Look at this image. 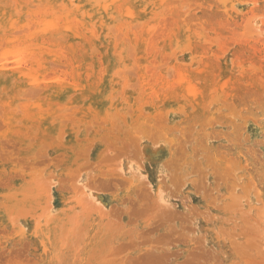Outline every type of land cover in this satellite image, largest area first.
Listing matches in <instances>:
<instances>
[{"label": "rangeland", "instance_id": "obj_1", "mask_svg": "<svg viewBox=\"0 0 264 264\" xmlns=\"http://www.w3.org/2000/svg\"><path fill=\"white\" fill-rule=\"evenodd\" d=\"M229 4V8L218 6L210 11V25L216 33L214 38H208L203 43L197 41L194 46L192 44L184 46L181 45L183 42L175 44L171 39L170 41L158 38L152 42L154 44L151 43L150 47L152 45L154 47L147 50L150 52L143 55L146 64L150 66V70L152 69V75L149 70L145 73L146 80L161 88L164 83L166 85V82H171L172 87L174 83L177 84L175 80L178 79L179 73L175 67L184 64L185 61V63L193 61L196 71L191 73L193 76L190 74L191 78L197 77L206 62L227 61L243 67L240 75L247 76L242 78L238 89H232L229 94L212 93L214 96L211 97V94L207 95L206 92L202 94V90L198 94L199 99L201 100L203 95L206 97L205 102L200 103L199 106L192 107V105L190 109L176 108L169 116L165 109L163 111V104H159L161 102L159 97L156 100L153 98L154 104L150 100L142 101V105L138 103L140 100L133 103L134 105L119 101L111 105V111L104 109L105 106L100 103L92 101V93L103 90L122 95V100H125L124 96L135 94L139 95V98L150 95H148V87L143 83L142 70L139 67L141 61L134 47L132 48L135 52L129 51V60L131 59L134 65L138 66L135 69L122 68L121 70L125 71V73L121 71L123 76L120 74L118 77L108 79H82L69 77L70 75L62 72L61 78L54 74L46 78H50L48 81L55 83L57 87L69 90L74 96L79 95L77 100L63 99L64 102L63 100L60 103L58 100L54 102L51 101L52 97L48 99L50 96L42 92H37L34 96L26 93L27 97L23 92L24 98L15 100L14 91L7 83L0 86V264H103L100 257L103 221L98 223V218L91 216L96 212L90 208L92 198L95 195L107 198L111 206L114 204L113 208L116 206L114 209H120L119 214H121L123 210L121 201L125 200L123 204L126 205L131 197L129 198L127 194L128 190L125 191L122 188L120 191L117 186L112 188V191L105 189L106 191L95 193L93 189L97 186L93 185L92 173L95 171L96 161L104 155H110L109 159L105 157L104 164L113 163L110 168H116V172H121L123 161L130 158L131 152L127 151L129 145L121 151L119 149L116 151V148H114L115 151L111 150L110 146L116 147L113 145L116 142L119 145L123 135L126 137L130 129L137 124L136 121L141 120L143 122L141 125L145 123L150 130V125L146 122L158 121L150 117L157 110L166 114L163 113L161 118L165 116L167 118L161 119L162 122L159 121L164 127L156 122L159 124H157L158 129L165 130L162 129V132L157 134L159 138L156 137L154 130L148 131L147 128L144 130L146 134L142 133L137 140L136 137L140 133L136 137L132 135L130 140L133 137L135 139L133 138L130 144L137 142L138 145L135 148L147 146L144 151L138 150L137 156H139L132 159L138 160L139 164L145 162L144 157L153 160L150 170L158 177L165 172L168 173L167 176L172 173L175 166L172 160L176 158L178 160L180 156L184 158L186 154H192L197 157L195 160L201 159L206 168L194 174L197 177L194 180H197L196 182L204 180L202 183V185L205 184L204 189L201 185L203 190L199 188V183L191 181L192 184L183 189V195L188 194L189 199L187 201L184 198L177 199L186 201L189 205L194 203L195 206L200 200L203 206L206 205L213 210L212 214L218 213L217 217L221 215L223 217L211 222L212 217L209 214L204 216L201 219L202 225L194 223L195 228L192 225L196 231L192 230L189 239L191 242L187 240L189 243H179L181 246H187V244L190 248L192 246V250L198 256L191 264H264V35L261 33L259 35L257 32L260 31L251 28L257 27L256 24L250 27L249 23L244 22L241 11L243 7L240 9L234 0H231ZM243 5L246 7L245 4ZM121 59L120 62L126 60ZM155 66V69L152 68ZM133 69L135 71H132ZM116 72L119 74L118 71ZM191 78L190 80L195 79ZM134 82L139 84L135 85ZM242 83L244 87L241 88ZM176 84L173 88L175 91L180 85ZM122 85L127 86L122 88ZM168 88H171V84ZM165 89L167 92L166 87L163 88ZM208 96L210 99L207 98ZM137 103L141 107L138 105L134 107ZM246 105L249 109L245 108ZM140 110L145 111V114L140 113ZM37 111L41 112L39 115L41 117L38 119L35 117L36 119L33 120L27 115L30 112H36L34 113L36 116L39 113ZM158 116L157 118H160ZM101 117L104 120H101ZM140 117L144 119L139 120ZM111 126L116 129L114 130ZM125 128L126 130L129 128L128 132ZM176 128L183 129L179 131ZM184 128L189 132H185ZM114 135H117V139ZM177 135H180L182 139L180 142L182 145L185 144L184 147L178 145ZM107 137L111 139L110 143H113L109 149ZM173 138H177V141ZM170 139L172 142L169 141ZM236 160L240 169L235 177L229 174L227 179L221 175L223 166H230L236 163ZM117 176L121 177V175ZM249 180V185L244 184L249 183ZM168 181H172V177ZM158 182L162 181L158 178ZM210 185L211 188L213 185V190L209 188ZM189 187L190 191L187 190ZM233 192H239L238 197ZM241 193L245 199L243 197L240 201H243L241 203L245 207H234L240 202L238 199L242 196ZM230 196L238 198L236 199L238 202H235L236 205L231 206L232 208L224 205L229 200L228 205L231 204ZM246 199H249V205L252 204L250 208L247 206L248 203H244ZM101 217L100 215L99 218ZM136 217L134 216V220L137 222L133 220L134 223H128L127 226L122 223H120L122 226L120 224L111 226L110 229L117 235L113 240L108 241L111 243L107 242L109 247L112 243L115 245L118 243L116 241L118 235L123 236L124 243L142 242L135 249L136 251L151 246V241L144 237L146 233L142 234V230L149 229L150 226L145 225L144 217L143 220L135 219ZM219 219L220 222L225 219L222 221L224 223H218ZM203 224L208 227L205 228ZM152 235L153 233L149 237ZM128 236H134V238ZM155 248L158 252H166L164 249ZM177 248L171 245L168 250H177ZM177 253L175 256L177 260L189 258L188 255L184 256L181 250Z\"/></svg>", "mask_w": 264, "mask_h": 264}, {"label": "bare ground", "instance_id": "obj_2", "mask_svg": "<svg viewBox=\"0 0 264 264\" xmlns=\"http://www.w3.org/2000/svg\"><path fill=\"white\" fill-rule=\"evenodd\" d=\"M234 1L238 7L240 6V9L243 7L241 11L244 22L249 23V26L256 24L257 27H250L253 30L256 29L255 31H260L257 32L259 35L260 33L261 35H264V0ZM230 2L231 0H0V62L2 61V64H0V86L7 83L14 91L15 100L24 98L22 95L23 92H25V94H32L31 96H34L37 92H42L44 95L50 96L48 99L56 97L55 99L51 98V101L56 102L58 100L59 103L63 99L77 100L79 99V95L74 96V94H72L69 90H66L63 87H57L55 83L48 81L50 78H46L52 74L61 78L60 73L62 72L66 75H70L69 77L82 79H108L118 77L120 74L123 76L125 71H122V68L129 69L133 67L135 69L138 66H135L131 59L129 60V51L130 53L131 51L135 52L134 49H136L137 54H139V60L141 61L139 67L142 70L141 76L144 80L143 83L148 87L147 91L148 95H150L145 98L142 96L139 98V95L136 94L134 96L131 95L127 97L123 95L125 100H122V95L110 90H103L93 92L91 95L92 101L100 103L105 106L104 109L111 111V105L119 101H122L121 103L125 101L133 104L140 100L138 103L142 105V101L150 100L154 104L153 98L156 100V98L159 97L161 101L159 104H163V111L165 109L166 114L168 113L169 116L176 108L190 109L192 105V107H194V105L199 106L200 103L202 104L205 102L206 96H202L203 92L204 94L207 93V95L211 94V97L213 94L217 95V93L221 92L229 94L232 89L240 87V81L242 78L247 76L244 75V77H242L243 75H240L243 67L236 63L231 64L227 61L216 63L206 62L205 65L201 67V71L197 74V77L194 76L193 78L195 79L190 80L191 76H193L192 72L196 70L193 67L194 64L192 60L191 62L189 61L190 63H185V61L184 64L176 66L178 68L175 67V69L178 70L177 73H179V77L177 79L179 81L175 80L177 84L174 83V86L175 84L177 86L180 84L178 90L176 88V91L173 89L174 86L172 87L171 82H169L171 84V88L169 89L168 87H170V84L166 82V85L164 83L162 86L163 88H167L166 92V89L163 90L160 86L156 87L146 80V77L144 76L145 73L149 70L152 75V69L150 70V66L146 64L143 55L146 52H150L147 50L154 47L153 45L150 47V45L158 38L168 40L171 39L172 43L175 44L183 42L181 45L184 46H187V44H192L194 46L197 41L203 43L204 40L208 38H214L216 33L210 25V11L215 7L218 8V6L229 8ZM243 4H245L246 7H244ZM216 37L218 36L216 35ZM132 47H134V49ZM121 58H125V62H120L122 61ZM152 68L155 69L156 66ZM134 69L132 71H135ZM116 71H118L119 74ZM121 71L123 73H121ZM133 84L138 85L139 83L134 82ZM133 84H131V86H134ZM123 86L125 87L127 85H122V88ZM242 87H244V85L241 86V88ZM159 89H161L162 92ZM200 91H202L201 98L204 100H200V97H198V94L201 93ZM28 94L25 96L27 97ZM210 97L208 96L207 98L210 99ZM138 103L135 104L134 107H141ZM25 106L26 105H24V107ZM18 108H20L19 104ZM245 108L249 109L247 105ZM66 109L68 110L69 108ZM37 112L39 113H37L38 115L36 116V112H30L29 114L24 113L35 120L36 118L38 119L41 117L39 116L41 112ZM141 112L143 111L140 110V113ZM144 112L143 114H145ZM122 113L123 112H121V114ZM163 113L164 112L161 110H157L150 116L158 120H153V122L150 123L146 122V124L150 125V130L147 128V125V127L145 126V123L143 126L141 125L143 122H141L140 119H142V117H140V122L136 121L137 124L130 129V132H128L129 128L127 130L125 128L129 134L126 137L123 135L121 139L122 141L119 145L116 144L117 142L115 144L110 143L111 139L108 137L106 138L107 140L109 139V144H107V146L108 149L111 147V150L116 148V151L118 149L121 151L129 145L127 151L129 153L131 152L130 158L123 161L121 172H116V168H110L113 163L106 162L107 164H104L105 157H108L109 159L110 155H104L101 159L97 156L99 160L96 161L97 165L94 168V173H92V178L94 180L93 185L97 186L93 189L95 193L105 189L111 190L117 186L120 191L122 188L125 191L128 190L127 194L129 198L131 197L130 201L126 205H124L125 200L121 201V205H123L121 207V209H123L121 214H119L120 209H114L116 206L113 208L114 204L111 206L107 198L101 195L99 197L95 195V197L92 198L93 200L91 201L92 205L90 208H93V212H96H92L93 215L91 216H94V218L97 217L99 221L98 223L103 221V227L101 230L102 235L100 236V252L102 253L100 257L104 262L103 264H191L198 256L195 255L192 250V246L191 248L188 244L187 246H181L179 243L188 242L187 240L191 238L192 230H195L194 228L196 227H194L193 224L199 223L202 225L201 219L204 216L209 214L212 217L211 222L218 220V218L222 216L217 217L216 215H218V213L216 215L212 214L211 212L213 210H210L209 207L207 208L206 205L203 206L200 200L196 206L194 203H192L194 206L192 204L189 205V203L186 202L189 199V197H187L189 195L187 193V195L184 194L186 198L183 195V189L191 185V181L194 182V179L197 178L194 174H197L199 173V170L202 171L206 168V165L201 159L198 161L195 160L197 157L192 154L183 155L184 158L180 156L178 160L176 158L177 161L171 159L172 162L174 161L173 164H175L173 172L168 176L167 172L163 173V175L159 174L160 177L150 170V165L153 160L148 157H144L143 159H145V162H143V164H139L138 160L136 161L135 159L134 161V159H132L133 157L136 158L139 156H137V154H139L138 150L140 151L141 149L144 151L147 146H138L140 149L135 148L138 144L136 142V144L131 143V145L130 142H132L131 140H133L134 137L131 140L130 137H132V135H135L136 137L140 133V135L136 137L137 140L142 133L144 135L146 134V132H144L146 128L148 131L154 130L153 132H156V134L154 133L155 135L162 132V129L164 128H160V130L157 126L159 124L162 125L160 123L162 122L161 119L167 118L166 116L161 118ZM157 115H159L158 117L160 118H157ZM101 120L104 119L101 117ZM164 121L165 120H163V122ZM156 122H159V124L157 123V125ZM114 124L115 123H113V125ZM162 126L164 127V125ZM90 127L92 126L90 125ZM114 127L112 128L115 130L116 128ZM182 129L180 130L178 128L177 130L182 131ZM200 129L201 128H199V130ZM157 130L160 131L157 132ZM186 131L187 130H185V132ZM117 135L119 136V134ZM117 135H114V137ZM180 135H177L179 139L176 138L179 141L173 138L178 142L179 146L182 145V142H180V140L182 141V139H180ZM183 135H186V133ZM119 137L118 139L120 140L121 137ZM156 137H158V135ZM107 140L104 139V141H106L105 143H107ZM169 141H171V139ZM185 143L187 144V142ZM112 144L116 145V147L114 146L112 148V146H110ZM130 146H132L131 149ZM128 152L127 154L129 155ZM119 154H121V152ZM127 154L125 153V155ZM140 154L142 153L140 152ZM119 157H121V155ZM171 160L170 163H172ZM180 160L182 161L180 162ZM236 164L237 160L236 163L231 164L230 166H223L221 171L222 174L220 171L219 173L227 179L230 176L229 174H232L233 177H235L239 171L238 169H240V166ZM245 164L247 163L245 162ZM117 175H121V177H118ZM250 176L252 177L251 174ZM171 177L172 181H168ZM158 178L162 181L161 183L158 182ZM251 180L253 179L251 178ZM248 182L249 183H243L249 185L250 180ZM197 183H199L198 186L200 189H204L205 184L202 185L204 180L203 182L198 181L196 184ZM87 184L89 185V183ZM200 185L203 187L201 188ZM213 185L212 188L211 185L209 187L212 190L214 189ZM231 186L233 187V185ZM250 186L252 187V185ZM190 187L187 188V190L190 191ZM206 189H208V187ZM238 193L234 194L238 197ZM241 194L242 196L239 197L240 199L230 196V199H232L231 204L229 203L230 205H228L230 200L227 202V199L225 201L227 203L224 205L228 208H232L231 206L236 205L235 202L240 201L244 197L243 193ZM90 197H92V195ZM228 197L229 196H227V198ZM177 198H184L186 201L184 200L185 202H182ZM236 199H238V201H236ZM243 199H245V197ZM246 200H244V203H248L247 206L250 208L252 204L249 205V199ZM241 202L243 203V201H240L238 204ZM242 203L240 204L242 207L238 204L234 207L244 208L245 206H243ZM119 207H117V209ZM216 208L219 207L216 206ZM100 215L102 216L101 218H99ZM134 216H137L135 219L140 218L141 220H143L144 217L145 222H142L146 223L145 225L150 226L148 227L149 229L142 230L143 233L141 231L140 232L142 234L146 233L144 237L151 241V246L136 251L135 249L139 247L142 242L124 243L122 241L123 236L118 235V238H116L118 243L116 245L112 243L109 247L108 243H111V241H108L110 239L113 240V238L117 235L110 229L111 226H115L117 224L119 225L120 223L127 226L128 223H134L132 222L134 220ZM221 218L223 219V217ZM230 219L231 218H229V220ZM206 221L207 220L205 219L204 222ZM222 221H225V219L221 220V222ZM135 222H137V220ZM138 222L140 223V221ZM219 222L220 219L218 223ZM218 223L216 225H218ZM142 225L143 223L141 226ZM206 227L208 226H205V228ZM151 233H153V235L149 237ZM129 238H134V236ZM171 245L177 246V250H168ZM155 247L164 249L166 252H158V249ZM180 250L183 252L184 256L188 255L189 258H187V260L181 258V260H177L175 258V256H177L176 254H178L177 252Z\"/></svg>", "mask_w": 264, "mask_h": 264}]
</instances>
